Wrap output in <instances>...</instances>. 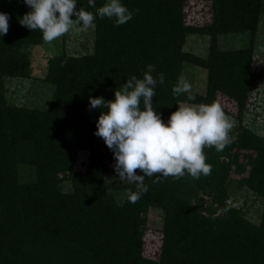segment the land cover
I'll return each mask as SVG.
<instances>
[{
  "label": "trees",
  "instance_id": "trees-1",
  "mask_svg": "<svg viewBox=\"0 0 264 264\" xmlns=\"http://www.w3.org/2000/svg\"><path fill=\"white\" fill-rule=\"evenodd\" d=\"M213 1L211 23L186 25L185 0H121L132 19L117 26L114 19L97 16L94 52L50 58L46 79L56 89L50 106L41 109L5 101L4 78L30 72L20 47L43 40L39 31L19 23L30 10L23 0H0V12L10 17L7 35L0 36V264H264V209L259 222L235 204L223 211L233 174L247 165L248 176L238 182L264 197V140L258 134L242 128L240 140L231 139L223 151L206 147L210 175L168 177L157 184L154 177H145L147 193L135 204L128 195L120 203L110 189L122 186H112L107 177L106 159L115 163L113 153L94 135L102 109L89 110V97L114 99L116 89L133 75L142 79L152 64V75L162 72L165 77L164 85L155 87L152 105L165 122L178 103L211 104L217 90L238 100L241 116L261 74L252 72V45L222 50L219 36L258 26L264 0ZM95 3L98 8L106 0ZM77 7L96 12L87 0H78ZM189 32L211 36L206 58L183 50ZM85 60L87 67L80 65ZM188 62L209 69L207 93L193 91V101L172 94ZM242 147L257 150L247 164L235 151ZM85 149L90 151L86 170H77L78 151ZM31 173L33 180H26ZM123 187L136 190L127 182ZM201 190L213 195L214 206L203 197L191 203ZM154 206L165 212L158 262L143 252L145 214Z\"/></svg>",
  "mask_w": 264,
  "mask_h": 264
},
{
  "label": "clouds",
  "instance_id": "clouds-1",
  "mask_svg": "<svg viewBox=\"0 0 264 264\" xmlns=\"http://www.w3.org/2000/svg\"><path fill=\"white\" fill-rule=\"evenodd\" d=\"M23 2L30 10L19 18V23L32 32L39 31L45 44L53 43L74 27H92L97 16L114 19L117 26L133 17V12L121 0H106L98 8L95 0H87L89 7L96 8L95 14L78 8V0ZM9 19L8 13L0 12V36L7 35ZM154 71L155 66L149 64L142 79L134 75L128 78L114 91V99L89 97V110L102 109L94 135L102 138L112 151L113 168L120 180L135 185L136 190L128 193V201L133 204L148 191L145 177H154L152 183L157 184L168 177L190 176L198 180L202 175H210L212 166L206 162L204 149L223 151L232 142L229 133L235 126L216 102L178 103V108L165 122L152 107L157 83L163 86L165 82L164 74L161 72L154 77ZM172 94L195 100L192 85L183 77L172 87ZM138 170L143 174H137ZM231 207L234 205L229 203L223 211L228 212Z\"/></svg>",
  "mask_w": 264,
  "mask_h": 264
},
{
  "label": "rangeland",
  "instance_id": "rangeland-1",
  "mask_svg": "<svg viewBox=\"0 0 264 264\" xmlns=\"http://www.w3.org/2000/svg\"><path fill=\"white\" fill-rule=\"evenodd\" d=\"M260 23L254 29H245L237 32H227L219 36V48L222 50L245 49L252 45L251 59L252 72L261 74L255 80L251 90L248 92L244 108L240 116L239 102L233 96L222 90H217L214 102L221 105L226 115L234 122L235 126L229 133L230 139L239 141L242 128H249L264 140V1L260 7ZM214 1L213 0H185L183 9V21L186 25H205V22L213 20ZM96 42V24L87 29L73 28L69 33L54 41L51 44L36 43L21 46V51L27 54L29 59V75H9L4 78V98L6 103L15 105H28L41 109L50 106L56 85L46 79L50 58L67 54L70 56H80L94 52ZM211 36L198 32H189L183 44V50L197 54L206 58L210 53ZM80 62V61H79ZM89 61H81L80 65H89ZM183 78L192 85V91L205 96L208 88L209 69L204 65H196L188 62L184 65ZM1 95V87H0ZM192 105L203 104L199 102H180ZM213 103V102H212ZM102 140V138H100ZM239 151V158L242 163L247 164L248 155L256 153L257 150L251 147L236 148ZM90 151L79 150L75 168L86 170L89 161ZM224 156V155H223ZM109 166L107 173L108 181L112 186H122L120 188L111 187L110 192L118 202L126 200L129 188L123 187L126 181H121L114 171L112 161L106 159ZM247 165L241 173L233 174V182L230 186L227 204H235L241 208L245 216L254 222H259L263 209L264 197L249 188L247 184L238 182V179L247 177L250 172ZM33 174L25 177L26 180H33ZM66 187V186H65ZM68 188V187H66ZM197 198L193 197L192 204H198L201 197L207 200V204L214 206V197L205 191H199ZM218 207L217 212L222 209ZM148 218L144 227V256L158 262L163 244V225L165 212L159 207H151L145 214Z\"/></svg>",
  "mask_w": 264,
  "mask_h": 264
}]
</instances>
